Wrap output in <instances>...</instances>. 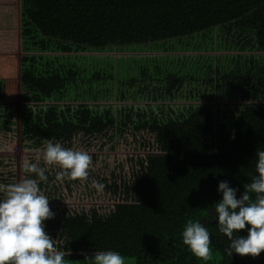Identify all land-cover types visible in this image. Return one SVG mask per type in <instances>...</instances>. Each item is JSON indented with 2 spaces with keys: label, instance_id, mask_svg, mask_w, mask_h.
I'll use <instances>...</instances> for the list:
<instances>
[{
  "label": "trees",
  "instance_id": "16d2710c",
  "mask_svg": "<svg viewBox=\"0 0 264 264\" xmlns=\"http://www.w3.org/2000/svg\"><path fill=\"white\" fill-rule=\"evenodd\" d=\"M18 13L21 77L144 78L150 95L39 108L49 115L46 126L107 137L101 148L125 131L134 147L151 148L128 157L129 172L119 164L123 175L106 172L107 153L89 151L86 181H58V166L47 169L39 187L55 215L44 221L45 231L67 264H85V254L109 249L131 264L228 263L220 236L210 237L212 259L204 261L183 244L182 231L192 219L219 235V182L238 189L239 199L257 174L256 152L264 150V0H19ZM86 87L93 94L102 89L97 81ZM93 181L105 186L96 193L106 201L54 203L77 190L94 193Z\"/></svg>",
  "mask_w": 264,
  "mask_h": 264
},
{
  "label": "clouds",
  "instance_id": "9594fccd",
  "mask_svg": "<svg viewBox=\"0 0 264 264\" xmlns=\"http://www.w3.org/2000/svg\"><path fill=\"white\" fill-rule=\"evenodd\" d=\"M256 156L257 174L244 185L239 199L238 189L230 187L227 181L218 184L222 199L215 203L214 210L219 232L230 241L226 249L229 256L235 252L254 258L264 252V150H258ZM42 158L46 165L58 166V181H86L89 177L92 156L86 151L46 140ZM22 167L26 173L23 179L0 184V264H67L65 252L58 249L55 239L45 231L44 221L55 215L50 210L49 198L39 187V182L48 180L46 169L28 160ZM92 183L97 191H103L102 183ZM207 219H212L210 214ZM246 226H250L246 237L234 235ZM182 242L197 258L212 259L210 232L200 221H186ZM85 264H126V258L115 250H101L91 257L85 254Z\"/></svg>",
  "mask_w": 264,
  "mask_h": 264
},
{
  "label": "rangeland",
  "instance_id": "374dc122",
  "mask_svg": "<svg viewBox=\"0 0 264 264\" xmlns=\"http://www.w3.org/2000/svg\"><path fill=\"white\" fill-rule=\"evenodd\" d=\"M19 0H0V53L4 56H0V183L5 178H10L9 183H15L23 179L26 173L23 170V163L28 160L32 163H38L39 166L45 167L46 172L50 166L46 165L42 158V153L45 148V141L51 139L54 143L60 142L64 147H69L74 150L96 152L98 154L107 153V169L106 172L113 171L119 175H123L119 171V164L123 165V168L128 166V157L132 155L134 159L135 155L143 154L144 152L151 150L150 147L133 146V142H136L131 132L125 131L123 136L118 141L109 144L108 148H101L103 140L108 139L92 137L88 139L87 132L83 130H72L68 126L54 127L51 124L46 126V119L48 114L39 115V108H44L47 105H51L56 100L62 101H90L99 103H115V102H131V101H143L144 98H148L147 81L143 78L139 79V82H132L133 79L123 80H100V79H57L51 80L52 95H43L42 91L35 89L41 86L40 81L37 82V88L33 87L31 81H26L22 77L17 76V59H19L20 52H23L19 46ZM176 42V41H175ZM195 41L189 40V45H193ZM111 53H117L112 51ZM2 79L11 85V89L5 90L7 84ZM102 88L98 93L94 91L93 94L86 87L87 84L93 83ZM135 81V80H134ZM4 85V87H3ZM111 86V87H110ZM120 89L115 92L114 87ZM122 89V91H121ZM32 94L36 98H29V94ZM102 92V94H101ZM153 93V90L152 92ZM26 100V101H25ZM40 103V106H39ZM19 115V121L21 127H17L16 116ZM33 116L35 120L31 121L25 129L22 125H26L29 116ZM35 125L36 131L48 129L51 131L44 133L39 143L35 144L25 143L22 136L26 133L27 138L31 139L32 131L34 129L29 128ZM109 128V126H105ZM92 134V133H91ZM43 135V134H42ZM21 136V137H20ZM135 137L140 138V133H135ZM151 140V137H149ZM138 143V142H136ZM126 170L129 172L128 168ZM119 171V172H118ZM46 174V173H45ZM97 189H94V193L91 191L85 195L78 194V190L75 193L76 197H65L62 200L54 201L59 206H89L97 202H104L100 193H96ZM82 195V196H81ZM98 197H97V196ZM2 198V196H0ZM126 258V264H131Z\"/></svg>",
  "mask_w": 264,
  "mask_h": 264
},
{
  "label": "crops",
  "instance_id": "0c3cea01",
  "mask_svg": "<svg viewBox=\"0 0 264 264\" xmlns=\"http://www.w3.org/2000/svg\"><path fill=\"white\" fill-rule=\"evenodd\" d=\"M18 20H19V13H18ZM18 32H19V30H18ZM18 41H19V36H18ZM19 46H20V42H19ZM20 54H21V52H20ZM0 56H4V55L0 53ZM19 58H20V55H19ZM19 60L20 59H17V64H16V68H17L16 70H17V76H18V78L21 77V75H20V63H19ZM22 78L24 80H26V81H31L32 86L35 87V88H37V86H38L36 81L42 82L41 83V86L39 88L35 89V90L42 91L43 92V95H52V84L50 83L51 80L63 79L61 77H55V78L54 77H52V78H39V79H37V78H25V77H22ZM2 81L7 84V86L5 87V90H8V89H11L12 88L11 85H8L9 84L8 82L4 81L3 79H2ZM3 87H4V85H3ZM29 98H35V96L32 94V92L29 94ZM33 119L35 120V118L31 115L30 118L27 119V122L29 121V124H30L31 121H33ZM19 120H20L19 119V115L17 114V116H16V123H17V127L18 128L21 127ZM29 124L28 125H22L23 126L22 128L25 129L27 126H30ZM29 128L34 129L32 131L33 134H30L31 135V139H28L27 138L26 133L22 136L23 141L25 143H28V145L30 143H34V142H35V144L39 143L41 139L38 140V136H41V137L43 136V138H44V135H42V134L48 133L49 131H51V129H49V127H46L48 129H44V130H41V131H36L37 127H35L34 124H33V126H31ZM49 140H51V139H49Z\"/></svg>",
  "mask_w": 264,
  "mask_h": 264
},
{
  "label": "flooded vegetation",
  "instance_id": "af4514ba",
  "mask_svg": "<svg viewBox=\"0 0 264 264\" xmlns=\"http://www.w3.org/2000/svg\"><path fill=\"white\" fill-rule=\"evenodd\" d=\"M248 227L250 226H246L245 229L243 230H238L236 232H234L235 236H244L246 237L248 234ZM219 230V228H218ZM210 232V231H209ZM216 235V236H220L221 242H223V244L225 245L226 249L229 247L230 245V241L229 238L227 236H225L224 234L220 233L219 235L216 233H210V237ZM227 262L226 264H264V252H261L259 256L256 257H251V256H240L238 254H236L235 252H232V254L227 257Z\"/></svg>",
  "mask_w": 264,
  "mask_h": 264
}]
</instances>
